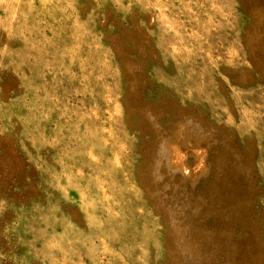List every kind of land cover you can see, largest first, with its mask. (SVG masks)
<instances>
[{
	"label": "rangeland",
	"instance_id": "1",
	"mask_svg": "<svg viewBox=\"0 0 264 264\" xmlns=\"http://www.w3.org/2000/svg\"><path fill=\"white\" fill-rule=\"evenodd\" d=\"M0 264H264V0H0Z\"/></svg>",
	"mask_w": 264,
	"mask_h": 264
},
{
	"label": "bare ground",
	"instance_id": "2",
	"mask_svg": "<svg viewBox=\"0 0 264 264\" xmlns=\"http://www.w3.org/2000/svg\"><path fill=\"white\" fill-rule=\"evenodd\" d=\"M256 34H257V32H256ZM260 52H262V51H260ZM136 75H137V73H136ZM193 117H194V115H193ZM193 117H192V120H193ZM195 120H196V118H195ZM158 125H160V124H158ZM200 126L202 127L203 125H201V124H199V125L198 124H195L193 121H191L189 119H186V120L181 121V122L179 120V123L173 129V135L171 137H166V138H163L161 140L160 149H159V157L157 158V160H158L157 162L160 163L161 161L166 160L167 166L170 169H172L173 171H178V172L180 171L182 173V175L184 176V178H192V179H195V178L198 177V175H200V174L202 175V173H206L207 170H208V168H209V166H208L209 158L207 159V156H208V153L209 152H208V148L207 147L204 148L203 146H201V140L206 139V136H205L204 133H201L203 127L201 128ZM164 128H166V127H164ZM157 135H159V134H157ZM209 135H212V134H209ZM194 139H195V142H194ZM189 154H193L195 156V164L193 166H191L190 163H189L190 164L189 165L186 162V160H188L187 159L188 158L187 156ZM177 233H178V230H177ZM174 235H176V234H174ZM176 238H178V237H176Z\"/></svg>",
	"mask_w": 264,
	"mask_h": 264
}]
</instances>
